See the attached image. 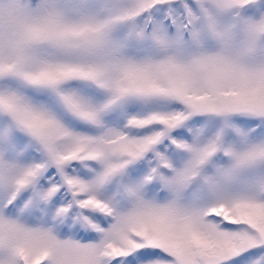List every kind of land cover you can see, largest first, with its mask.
I'll return each mask as SVG.
<instances>
[{"label":"rangeland","instance_id":"obj_1","mask_svg":"<svg viewBox=\"0 0 264 264\" xmlns=\"http://www.w3.org/2000/svg\"><path fill=\"white\" fill-rule=\"evenodd\" d=\"M0 264H264V0H0Z\"/></svg>","mask_w":264,"mask_h":264},{"label":"trees","instance_id":"obj_2","mask_svg":"<svg viewBox=\"0 0 264 264\" xmlns=\"http://www.w3.org/2000/svg\"><path fill=\"white\" fill-rule=\"evenodd\" d=\"M52 107H54V109H56L57 110V107H56V105L54 104V106L52 105Z\"/></svg>","mask_w":264,"mask_h":264}]
</instances>
